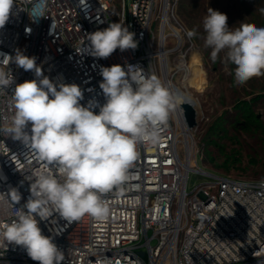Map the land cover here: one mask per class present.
<instances>
[{"label":"built area","instance_id":"built-area-1","mask_svg":"<svg viewBox=\"0 0 264 264\" xmlns=\"http://www.w3.org/2000/svg\"><path fill=\"white\" fill-rule=\"evenodd\" d=\"M175 6L176 0H15L9 21L0 28V62L17 49L35 57L43 76L78 85L80 104L93 101L98 114L106 102L99 87L102 67L119 64L127 71L131 64L159 78L168 55L176 51L175 69L183 79L188 62L180 44L188 36ZM41 9L44 16L33 20ZM119 22L135 33L138 47L117 48L107 58L91 55L87 35ZM168 42L172 46L165 48ZM7 69L14 82L0 92V117L13 114L10 100L17 84L40 79L15 63ZM180 118L182 129L169 115L157 145H138L126 181L102 194L110 208L106 220L85 215L69 223L58 213L48 220L37 217L42 234L64 253L61 264H264V179L238 180L198 169L193 163L197 113L192 129L181 113ZM42 167L20 141L0 133V220L14 219L23 208L30 196L27 178ZM190 172L210 179L188 192ZM13 188L21 194L18 204L10 201ZM0 264L39 262L22 246L10 244L0 247Z\"/></svg>","mask_w":264,"mask_h":264},{"label":"clouds","instance_id":"clouds-1","mask_svg":"<svg viewBox=\"0 0 264 264\" xmlns=\"http://www.w3.org/2000/svg\"><path fill=\"white\" fill-rule=\"evenodd\" d=\"M15 0H0V28L9 21ZM43 9L33 13V20L43 17ZM228 17L208 9L203 19L205 47L211 59L225 52V61L234 65V82L247 83L264 75V27L241 23L229 28ZM30 31V29L26 30ZM195 30H189L192 38ZM135 33L122 23L87 35L91 55L109 57L117 48L135 50ZM9 63L25 71L33 70L40 78L17 84L11 94L13 114L0 117V133L20 141L34 153L43 167L27 178L30 196L14 219L0 220V247L22 246L39 264H61L64 253L53 238L42 234L40 220L58 213L69 223L85 215L104 221L110 214L102 194L120 188L138 159V145H157L161 127L178 103L169 89L155 75H147L129 64L127 71L119 65L102 67L99 87L106 102L94 112V102L82 106L81 88L73 84H56L36 65L35 57L19 49L15 56L4 54L0 62V92L14 82ZM42 77V78H41ZM30 125V130H29ZM10 201L18 204L21 194L10 190ZM4 196L0 194V204Z\"/></svg>","mask_w":264,"mask_h":264},{"label":"rangeland","instance_id":"rangeland-1","mask_svg":"<svg viewBox=\"0 0 264 264\" xmlns=\"http://www.w3.org/2000/svg\"><path fill=\"white\" fill-rule=\"evenodd\" d=\"M179 2L176 0L177 21L186 33L189 30L196 32L192 38L184 36L180 44L181 53L187 52L188 71L184 75L187 72L188 77L183 81L182 71L175 69V51L168 55V66L161 70L159 79L165 86L168 82L188 92L197 102L193 163L211 174L223 173L248 181L264 179V75L253 77L243 85L235 84V66L225 61L223 51L215 62L212 61V49L205 47L203 29V19L209 8L226 14L230 29L241 23L264 27V0H189L187 20L178 14ZM171 46L172 42H168L165 48ZM241 101L249 102L250 114L242 105L238 106ZM169 115L174 120L173 110ZM238 123H244V126ZM217 126L221 128L218 135H211V128ZM228 157H234L236 161L224 173L216 165ZM209 179V176L190 172L186 190L189 192Z\"/></svg>","mask_w":264,"mask_h":264},{"label":"trees","instance_id":"trees-1","mask_svg":"<svg viewBox=\"0 0 264 264\" xmlns=\"http://www.w3.org/2000/svg\"><path fill=\"white\" fill-rule=\"evenodd\" d=\"M189 0H180L179 4H178V14L183 17L185 20H187V17L189 15V13H187V8L186 5L188 4ZM238 106H243L242 108L246 110V112L250 114V104L248 101H241L237 103ZM251 116V115H250ZM220 127H212L211 128V135H218V132L220 131ZM214 145H216V143L214 142ZM236 159L234 157L230 158L228 157L227 159H225L221 164H217L216 167L217 169L222 170V172L226 173L229 171V169L231 167H233V165L235 164ZM221 175L224 176H228L226 174L220 173Z\"/></svg>","mask_w":264,"mask_h":264},{"label":"bare ground","instance_id":"bare-ground-1","mask_svg":"<svg viewBox=\"0 0 264 264\" xmlns=\"http://www.w3.org/2000/svg\"><path fill=\"white\" fill-rule=\"evenodd\" d=\"M188 71V70H187ZM188 77V73L184 75L183 81H185ZM168 80V79H167ZM167 88L169 89L170 93L178 98V103L176 104L175 108L173 109L174 111V120L178 124V126L182 129V122L180 118V110H179V103H181L183 100L189 102L193 108L196 110L197 109V102L191 97V95L188 92H183L179 88L175 87L174 85L170 83H166Z\"/></svg>","mask_w":264,"mask_h":264},{"label":"water","instance_id":"water-1","mask_svg":"<svg viewBox=\"0 0 264 264\" xmlns=\"http://www.w3.org/2000/svg\"><path fill=\"white\" fill-rule=\"evenodd\" d=\"M179 110L186 128L192 129L193 127H195L196 113L193 106L189 102L183 100L181 103H179Z\"/></svg>","mask_w":264,"mask_h":264},{"label":"flooded vegetation","instance_id":"flooded-vegetation-1","mask_svg":"<svg viewBox=\"0 0 264 264\" xmlns=\"http://www.w3.org/2000/svg\"><path fill=\"white\" fill-rule=\"evenodd\" d=\"M256 117H258V116H256ZM239 125L241 124V126H244V123H238Z\"/></svg>","mask_w":264,"mask_h":264}]
</instances>
